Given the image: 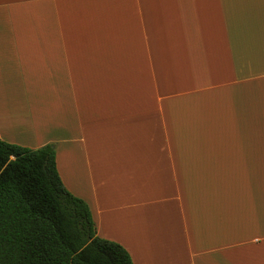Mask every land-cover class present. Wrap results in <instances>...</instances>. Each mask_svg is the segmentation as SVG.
<instances>
[{"label":"crops","instance_id":"0c3cea01","mask_svg":"<svg viewBox=\"0 0 264 264\" xmlns=\"http://www.w3.org/2000/svg\"><path fill=\"white\" fill-rule=\"evenodd\" d=\"M0 137L135 264H264V0H0Z\"/></svg>","mask_w":264,"mask_h":264},{"label":"trees","instance_id":"16d2710c","mask_svg":"<svg viewBox=\"0 0 264 264\" xmlns=\"http://www.w3.org/2000/svg\"><path fill=\"white\" fill-rule=\"evenodd\" d=\"M0 264L135 263L65 186L54 142L32 148L0 137Z\"/></svg>","mask_w":264,"mask_h":264}]
</instances>
